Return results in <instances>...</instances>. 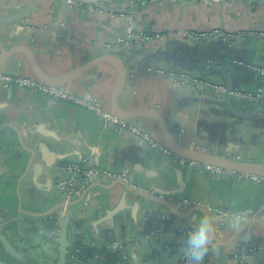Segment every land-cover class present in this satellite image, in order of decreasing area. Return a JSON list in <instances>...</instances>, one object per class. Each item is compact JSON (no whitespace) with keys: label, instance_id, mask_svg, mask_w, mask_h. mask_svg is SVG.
I'll list each match as a JSON object with an SVG mask.
<instances>
[{"label":"crops","instance_id":"1","mask_svg":"<svg viewBox=\"0 0 264 264\" xmlns=\"http://www.w3.org/2000/svg\"><path fill=\"white\" fill-rule=\"evenodd\" d=\"M32 1L0 0V21L17 17ZM81 1L86 7L37 0L26 20L0 26V56L27 47L45 75L59 77L115 55L127 67L121 109L157 111L169 135L191 150L264 165V94L244 96L264 90V38L259 35L264 33V0ZM216 30L235 38L188 36ZM145 31L162 38L119 44ZM0 73L35 77L21 53ZM177 73L224 83L240 93H200L169 76ZM117 79L115 65L106 61L63 88L111 109ZM131 121L163 142L151 118ZM73 161L126 175L138 190L95 182L74 198L76 205L61 208L57 167ZM227 178L231 185L204 170L191 172L140 136L78 105L0 83V256L6 264H57L58 225L69 212L67 264H135L162 251L174 253L203 220L210 230L207 249L227 254L230 264L247 244L257 248L251 264H264V186Z\"/></svg>","mask_w":264,"mask_h":264},{"label":"built area","instance_id":"2","mask_svg":"<svg viewBox=\"0 0 264 264\" xmlns=\"http://www.w3.org/2000/svg\"><path fill=\"white\" fill-rule=\"evenodd\" d=\"M180 1H192V0H180ZM207 1H218V2H233L236 0H207ZM244 2H257L261 0H242ZM68 7L70 8H84L86 4L82 1L77 0H67ZM90 10L95 11L96 8L89 6ZM261 37L264 38V33H259ZM189 37H193L195 39L212 37L217 38L224 41H230L234 39L235 36L230 33L216 30L211 33H190ZM162 38L161 35L151 34L149 32H141L137 34L130 35L129 39L119 41L121 43H128L134 45L136 43L152 41L156 39ZM171 76L181 85H186L188 88L198 91L201 87H206L214 90L215 92L224 93L226 92V86L223 85H215L211 83H206L201 79L196 78L195 76L190 75H174ZM0 83L5 87L9 88L12 85H18L20 87L28 88L31 90H35L41 94L49 96L51 98L69 102L75 105H78L88 112H92L96 114L101 120L105 123L112 124L121 130L140 136L144 139L152 149L157 150L164 154L168 159L176 162L177 164L183 167H195L201 168L202 170L220 176H232L242 181H251L254 183H258L264 186V177H260L258 175L242 173V172H233L225 169H221L218 167L201 165L199 163L186 160L174 154L170 151L163 142L159 141L155 138L153 134L146 132L137 124L133 123L131 120L121 118L117 116L110 108H107L103 102L99 99H90L86 97H80L72 94L68 90L63 87H51L36 77H23L18 75H4L0 73ZM199 89V90H200ZM264 90H258L255 93L245 94L246 98L255 99L259 97ZM238 95L237 92L231 93ZM242 95V94H240ZM58 173V188L63 197L64 203H71L74 198L81 192L85 191L92 183L95 182H123L131 186L129 179L126 175H118L113 174L108 170L103 169L101 166L95 163H91L88 161H73L66 162L57 167ZM76 187L79 190H76ZM153 195V194H152ZM158 197L157 195H154ZM159 198V197H158ZM187 203V202H185ZM197 206H199L197 204ZM220 215L228 216V212L217 210L216 211ZM257 251V248L249 246L247 244H243L239 249V252L232 256V260L237 264H251V259L253 254Z\"/></svg>","mask_w":264,"mask_h":264},{"label":"water","instance_id":"3","mask_svg":"<svg viewBox=\"0 0 264 264\" xmlns=\"http://www.w3.org/2000/svg\"><path fill=\"white\" fill-rule=\"evenodd\" d=\"M64 1L67 4V0H64ZM36 2L37 0H33L30 6L25 11L20 13L17 17H14L13 19L0 21V26L6 23H11V22H23L32 14V11L35 7ZM17 53H21L25 55V57L28 59L33 69L35 77L51 87H65L66 85L75 81L82 74L86 73L87 71L95 67L96 65H99L106 61L112 62L117 69L118 79H117V82H116V85H115V88L112 94L111 110L117 116L124 118V119H128V120H132L139 116H146V117L151 118L160 126L161 131H162V136H163V143L165 144V146L170 151H172L174 154H176L177 156L181 158L199 163L201 165H208V166L218 167V168L233 171V172L249 173V174L258 175L260 177H264V165L233 161L228 158L221 157L219 155L201 153L198 151L191 150L187 147H184L183 145H181L180 143L176 141V138H173L169 135L168 128L166 126V123L164 122L163 117L160 115V113H158L157 111L153 109H140L136 111H126V110L121 109L118 105V99L122 93V90L127 80V67H126L125 62L121 58L115 55L102 56L88 63L87 65L77 68L65 75H62L59 77H52V76L45 75L41 71L40 67L38 66L36 62L35 56L33 52L30 51V49L24 46H17L0 56V68L12 56H14ZM177 74L182 75V73H177ZM184 75H189V74H184ZM196 78L201 79L202 81L206 83L226 86V92L224 93L215 92L214 90L206 88V87H201V89L199 88L200 90L198 89V92L200 93H210L213 95H221V96H229V97L236 96L235 94H231V93H234V92L240 93V91L234 90L230 86L224 83L217 84L205 78H201V77H196ZM263 94H264V91H263ZM178 133L179 131L176 132V134ZM189 170L192 172L194 170H202V169L195 168V167H189ZM212 177L218 180L220 179L222 181L226 180L228 182V185H231L233 183V180L227 178V176H220V175L212 174ZM237 181H240V180L238 179ZM117 184H124L133 190H138V189H134L130 185L123 183V182H116V185ZM76 190L78 191L79 188L76 187ZM147 194L156 200H161L160 198L152 195V193H147ZM76 204H77V201L76 202L72 201L71 203H65L64 206H61V208H66L69 210L72 206ZM252 222H249V223H252ZM69 223H70V212L67 213L59 221L58 227H59L60 233L56 240V243L58 245L57 264H67V257L69 255V248H70V242H69V237H68ZM8 249L12 251V249L9 246H8ZM185 250H186V244H185V241H183L179 249L174 253H172L171 251H162L158 255L149 259L146 262L141 263L140 261L137 260L135 264H186L188 262V257H186L185 255ZM219 260L222 261L221 264H228L230 259L227 254L222 255L219 249H207L201 261H204L206 264H216V262H218ZM0 264H6V263H3L0 260ZM230 264H237V263L234 262Z\"/></svg>","mask_w":264,"mask_h":264},{"label":"clouds","instance_id":"4","mask_svg":"<svg viewBox=\"0 0 264 264\" xmlns=\"http://www.w3.org/2000/svg\"><path fill=\"white\" fill-rule=\"evenodd\" d=\"M210 242V230L207 220H203L185 237L186 257L190 264H200Z\"/></svg>","mask_w":264,"mask_h":264},{"label":"flooded vegetation","instance_id":"5","mask_svg":"<svg viewBox=\"0 0 264 264\" xmlns=\"http://www.w3.org/2000/svg\"><path fill=\"white\" fill-rule=\"evenodd\" d=\"M0 260H1L3 263H5V262L1 259V256H0Z\"/></svg>","mask_w":264,"mask_h":264}]
</instances>
